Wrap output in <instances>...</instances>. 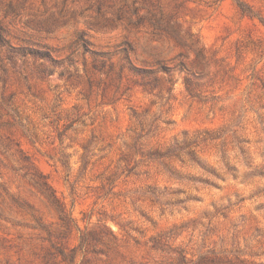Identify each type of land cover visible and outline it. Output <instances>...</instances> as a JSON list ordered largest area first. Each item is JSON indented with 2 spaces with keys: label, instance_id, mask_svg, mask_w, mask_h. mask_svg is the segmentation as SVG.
<instances>
[{
  "label": "clouds",
  "instance_id": "obj_1",
  "mask_svg": "<svg viewBox=\"0 0 264 264\" xmlns=\"http://www.w3.org/2000/svg\"><path fill=\"white\" fill-rule=\"evenodd\" d=\"M0 264H264V0H0Z\"/></svg>",
  "mask_w": 264,
  "mask_h": 264
}]
</instances>
